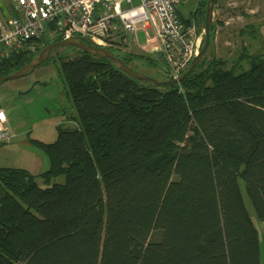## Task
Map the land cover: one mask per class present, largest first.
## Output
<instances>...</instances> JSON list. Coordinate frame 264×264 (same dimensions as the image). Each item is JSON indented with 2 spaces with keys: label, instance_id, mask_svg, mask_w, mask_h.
Returning a JSON list of instances; mask_svg holds the SVG:
<instances>
[{
  "label": "trees",
  "instance_id": "1",
  "mask_svg": "<svg viewBox=\"0 0 264 264\" xmlns=\"http://www.w3.org/2000/svg\"><path fill=\"white\" fill-rule=\"evenodd\" d=\"M207 3L178 16L204 20ZM42 39L1 57L0 73L62 38ZM70 47L79 54L46 61L76 125L53 142L32 140L50 161L43 185L25 168L0 166V264H261L239 179L264 222V53L243 52L231 66L203 56L180 83L154 86ZM109 49L130 66H165L159 54Z\"/></svg>",
  "mask_w": 264,
  "mask_h": 264
},
{
  "label": "rangeland",
  "instance_id": "2",
  "mask_svg": "<svg viewBox=\"0 0 264 264\" xmlns=\"http://www.w3.org/2000/svg\"><path fill=\"white\" fill-rule=\"evenodd\" d=\"M196 2L180 0L179 13L188 16ZM214 22L217 24L214 40L204 56L209 58L216 54L226 58L228 66H231L243 52L264 53V0H217ZM196 25L199 31L204 32L205 19L199 18ZM55 37L46 34L42 38L52 40ZM42 38L33 43L34 50L44 45ZM139 39L144 42L143 33L139 34ZM117 50L126 52L124 49ZM128 50L142 52L140 47L134 45ZM78 54L70 46L59 47L52 52L53 56L65 58ZM240 62L247 67V58H242ZM131 64L138 71L157 79H165V74L157 66L137 59ZM0 108L4 109L11 122V138L0 143V166L25 168L36 174L37 181L43 185L40 173L48 169L50 161L47 153L32 140L53 142L58 137L59 127L73 128L76 125L72 102L55 64L50 60L22 77L1 83ZM56 180L64 182L65 176H59ZM239 184L248 212L260 231V260L264 264V222L257 218L242 178Z\"/></svg>",
  "mask_w": 264,
  "mask_h": 264
},
{
  "label": "built area",
  "instance_id": "3",
  "mask_svg": "<svg viewBox=\"0 0 264 264\" xmlns=\"http://www.w3.org/2000/svg\"><path fill=\"white\" fill-rule=\"evenodd\" d=\"M12 4L7 16L0 8V58L46 34L86 37L106 48L161 55L169 74L178 79L199 53L204 32L179 16L180 0H3ZM144 33L141 42L138 33ZM131 51V50H130ZM11 138L8 118L0 108V143Z\"/></svg>",
  "mask_w": 264,
  "mask_h": 264
},
{
  "label": "water",
  "instance_id": "4",
  "mask_svg": "<svg viewBox=\"0 0 264 264\" xmlns=\"http://www.w3.org/2000/svg\"><path fill=\"white\" fill-rule=\"evenodd\" d=\"M215 7H216V0H208L206 17H205V25H204V36H205L204 45L199 51V53L193 58L187 70L178 79H173L169 74L168 67L163 66V65H161L160 68L166 74L165 79L154 78L141 71L135 70L133 67L127 64L124 58L116 55L112 50L106 47H103V46H99L91 42L86 37L73 36V37L64 38L59 41L46 45L28 63H26L24 66L17 69L16 71L10 74H7V75L0 73V84L5 82L6 80L16 79V78H19V77H22L28 74L29 72L33 71L36 67L44 64L49 59L50 55L56 48L68 47V46H73L76 48L86 50L99 57H107L114 63V65L118 69L126 72L130 77L139 79V80H146L150 82L151 84H153L154 86L173 85V84L180 83L183 79H185L188 75H190V73L195 69V67L201 61L207 48L210 45L211 28L214 24Z\"/></svg>",
  "mask_w": 264,
  "mask_h": 264
},
{
  "label": "crops",
  "instance_id": "5",
  "mask_svg": "<svg viewBox=\"0 0 264 264\" xmlns=\"http://www.w3.org/2000/svg\"><path fill=\"white\" fill-rule=\"evenodd\" d=\"M0 8L2 9V11L7 15H11L13 14V9H12V4L9 2V1H3V0H0ZM143 32H139L138 33V37H139V34H142ZM144 35V33H143ZM3 109V108H2ZM4 110V109H3ZM5 112V111H4ZM6 113V112H5ZM7 115V113H6ZM7 118H8V115H7ZM11 122L8 118V125H10Z\"/></svg>",
  "mask_w": 264,
  "mask_h": 264
}]
</instances>
